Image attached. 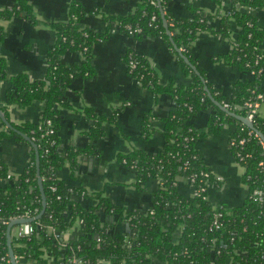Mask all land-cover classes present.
<instances>
[{"label":"trees","instance_id":"1","mask_svg":"<svg viewBox=\"0 0 264 264\" xmlns=\"http://www.w3.org/2000/svg\"><path fill=\"white\" fill-rule=\"evenodd\" d=\"M168 1L135 0L134 10L119 19L120 27L124 24L140 25L142 32L131 36H162L167 40L170 36L169 41L181 48L182 54L191 60L192 41L198 32L211 30L214 17L203 16L194 8H190V15L186 17H175L166 8ZM215 1L230 4L228 13L218 17L216 30L230 43V48L222 56L223 62L239 69L243 78L232 83L229 96L207 82L206 86L215 101L230 112L246 117L249 107L245 103L261 101L259 95L264 98V50L260 48L263 32L257 27L254 14L264 6V0ZM248 8L254 11L249 12ZM70 14L68 21L54 25L57 41L48 54L43 79L30 80L24 73L8 75L5 60L0 55V82L8 84L5 103L24 107L35 101L41 102L37 123L15 126L35 146L31 149L27 167L19 175L6 179L7 169L0 162V264H10L6 242L9 220L26 210L31 216H36L41 210L36 158L45 208L31 222L34 231L30 236L17 238L11 235L17 264L23 259L32 264H72L73 259L76 260L74 264H98L99 259L110 264H153L154 259L166 264H224L228 259L231 264H264V196L259 201L252 194L253 189L264 185V166L260 165L264 162L263 144L253 131L214 104L204 88L202 76L181 56H178V62L182 71L189 75V84L169 81L162 85L144 57L132 50L127 52L137 61L134 67L128 68L130 75L154 96L164 93L174 101V108L163 117L165 141L160 151L151 154L135 149L117 156L121 164L134 172L135 186L139 190L142 191L141 184L146 179L161 178L158 188L147 193V208L127 210L114 205L100 193L92 196L95 203L83 205L80 200L86 197L83 190H67L56 177L57 170L65 161L74 170L77 156L94 154L96 150L92 142L103 136L101 119L88 112L94 120L86 133L88 144L67 150L59 144L60 114L55 105L64 103L65 90L76 77L91 74L90 49L99 37L92 29L81 28L82 6L78 0H71ZM153 14L156 20L151 22ZM13 16L30 19L29 8L23 0H18L9 9L0 10L2 19ZM1 38L0 29V42ZM83 47L86 49L82 51L84 58L81 63L64 65L60 62L59 56L65 50L80 51ZM0 109L4 114L5 108ZM206 109H209L207 131L200 133L193 128L191 119L198 111ZM45 119L51 121L52 134L45 133L48 129ZM251 122L264 135V115L256 112ZM226 124L236 125L230 136L234 139L231 152L244 169L241 181L246 186L247 195L238 206H222V228L209 230L213 212L211 203L201 196L180 194L173 181L177 175L206 169L195 149V142L207 133L219 132ZM142 133L144 137L151 133L146 121ZM6 136L26 141L13 130L6 133L0 129V140ZM190 137L194 139H185ZM52 140L53 144L50 143ZM185 160H188L189 168L184 171L180 166ZM99 210L104 217L111 219L102 218ZM76 220L80 221L76 238L68 245L60 246L48 226L64 232ZM121 222L128 226L125 231L118 229ZM179 226L182 229L178 241L174 242L173 233Z\"/></svg>","mask_w":264,"mask_h":264},{"label":"crops","instance_id":"2","mask_svg":"<svg viewBox=\"0 0 264 264\" xmlns=\"http://www.w3.org/2000/svg\"><path fill=\"white\" fill-rule=\"evenodd\" d=\"M17 1L0 0V10L11 8ZM23 1L29 8L30 19L23 16L0 18V55L5 60L8 75L24 73L30 80H39L45 77L48 54L57 41L54 25L69 20L71 0ZM78 1L82 6L81 28L92 29L99 37L90 49L91 74L76 77L65 90L64 103L55 105L60 114L57 136L64 150L85 147L89 142L86 133L94 121L88 112L101 119L103 136L92 142L96 150L94 154L77 156L74 170L65 161L56 177L67 190H83L86 197H79L83 205L95 203L92 196L100 193L114 205L127 210L145 209L148 206L147 193L158 188V179H146L141 184L142 191L139 190L135 186L134 172L121 164L117 156L135 149L151 154L160 151L165 141L163 117L174 108V101L164 93L154 96L139 84L129 73L126 54L132 50L144 57L162 85L169 81L187 85L190 77L181 69L180 55L169 41L170 36L168 40L162 36H131L122 30L119 19L134 10L135 0ZM229 7L228 2L217 3L215 0H169L166 6L175 17L190 15V8L200 11L203 16L214 17L211 30L198 32L192 41L189 61L205 83L219 89L225 96H229L232 83L243 78L239 69L223 62L222 56L230 48V43L216 31L218 17L227 14ZM254 14L256 25L263 32L260 48L264 50V6ZM83 58L80 51L70 49L59 56L64 65L79 64ZM7 87L6 82H0V108H5V118L14 127L37 123L41 102L35 101L24 107L6 104ZM258 113L264 115V102L259 104ZM208 116L209 109L194 114L191 119L193 128L205 133ZM145 121L151 127V133L146 137L142 133ZM235 127V124H226L217 133L199 137L194 145L205 168L218 180L217 186L209 188L208 200L226 208L240 205L247 195L246 186L241 181L244 169L235 160L229 144ZM0 129L6 133L9 131L1 120ZM31 149L30 143L6 136L0 140V162L8 173L17 176L27 167ZM176 188L185 196L192 191L181 175L176 178ZM99 214L104 217L102 210ZM104 219L111 218L105 216ZM78 226L76 220L62 233V239L67 242L75 239ZM127 227L123 222L118 225L121 231ZM180 232L181 229L177 228L173 233L174 242L178 241ZM20 264L32 263L23 259ZM100 264L110 262L104 260ZM153 264L166 263L154 259Z\"/></svg>","mask_w":264,"mask_h":264},{"label":"built area","instance_id":"3","mask_svg":"<svg viewBox=\"0 0 264 264\" xmlns=\"http://www.w3.org/2000/svg\"><path fill=\"white\" fill-rule=\"evenodd\" d=\"M247 11L253 12L254 10L252 8H248ZM155 20H156V16L154 14L151 15L150 16V21L153 22ZM122 30L125 31V33H127L128 35H134V34L141 33L142 32V27L140 25H138V24H136L134 26L130 25V24H124L123 27H122ZM85 49L86 48L83 47L82 50H80V52L82 53V51L85 50ZM127 59H128V61H127L128 68H132V67H134L137 64V61L132 59V56H131L130 53L127 54ZM137 82L140 84V81L137 80ZM258 98H261L260 99L261 101H254V102L245 103V105L247 107H249V114L246 116L249 120H251V117H252L253 114L258 112V106L264 100V98L261 97L260 95L258 96ZM44 123L48 126V129L45 131V133L46 134H52L53 133V128L51 127L50 119H45ZM40 124H41V122H39V125ZM185 139L186 140H192V139H194V137L185 138ZM239 142L242 143L243 140H240ZM50 143L53 144L54 141L52 140ZM229 144H230V147H231L234 144V139L230 138L229 139ZM260 165L264 166V162L263 161L260 162ZM180 167L184 171L186 169H188L189 168L188 160H185L183 165L180 166ZM178 176L179 175H177L175 177L174 181H173V184L175 186H176V178ZM181 176H183L186 179V181L188 182V184L190 185L192 191H191V194L189 196H192V197L193 196H201L202 198L208 200L209 188L210 187H215L218 184V180L207 169H204V170H202V171H200L198 173H190V174L183 173V174H181ZM210 176L212 178H214V180H212L210 178ZM10 177H12V175L10 173H7L6 179H8ZM156 178L158 179L159 184H161V178L160 177H156ZM52 189H54V187H52ZM252 194H253L255 199H257L259 201L263 200L264 185L261 188L253 189ZM211 206H212L213 212H212V220H211V223H210V226H209V230L221 229L222 228V222L220 221V217L222 215V212L220 211V209H221V207L223 205H219V204L217 205V204L211 203ZM29 217H34V216H31L29 214V211L26 210L21 215L15 216V217L11 218L10 220L16 219V218H29ZM35 220H33V221H35ZM31 222L19 223L17 225H14L12 230H11V235L14 236V237H17V238L30 236L33 233V231H34V227H33ZM78 222L80 223L79 220H78ZM179 228L182 229L180 226H179ZM48 230L53 233L54 237L58 240V243L60 244V246L63 247V246L68 245V242L62 239V233L63 232L55 231L54 227L51 226V225L48 226ZM95 237L98 238V235L95 234ZM229 260L230 259H228L227 261H229ZM101 261H104V260L103 259H99L97 263L100 264ZM75 262H76L75 259H73L71 261L72 264H74ZM230 264H231V262H230Z\"/></svg>","mask_w":264,"mask_h":264},{"label":"water","instance_id":"4","mask_svg":"<svg viewBox=\"0 0 264 264\" xmlns=\"http://www.w3.org/2000/svg\"><path fill=\"white\" fill-rule=\"evenodd\" d=\"M161 16L163 17L164 19V14H163V11L161 10ZM164 22V25L166 26V22ZM172 45L174 46V49L177 51V53L183 58V60L189 64V66L196 72L198 73V71L196 70L195 66L190 63V61L182 54V52L180 51V49L178 47L175 46V44L172 43ZM203 82H204V88L207 92V94L210 96V93L208 91V88L206 86V83L204 81V79H202ZM210 98L213 100L214 104L220 109L222 110L223 112L233 116L235 119H237L238 121H240L242 124H244L248 129H250L251 131H253L257 136L258 138L260 139V141L262 142L263 146H264V135L258 131L253 123L251 122V120H249L247 117L245 116H240V115H237L233 112H230L225 106L221 105L220 103H218L217 101H215L211 96ZM0 120L1 122L9 129V130H13L15 131L16 133L20 134L26 141H28L32 147H35L34 144L29 140V138L27 137L26 134L20 132L19 130H17L4 116V114L1 112L0 110ZM35 167L37 169V182H38V186H39V190H40V193H41V201H42V206H41V210L40 212L34 216V217H29V218H16V219H12L8 222L7 224V228H6V242H7V249H8V256H9V261H10V264H17V261H16V258L13 254V250H12V247H11V230L13 228L14 225H17L19 223H25V222H31L35 219H37L41 214L42 212L44 211V208H45V197H44V194H43V189H42V185H41V179L39 177V174H38V158H36L35 160Z\"/></svg>","mask_w":264,"mask_h":264}]
</instances>
